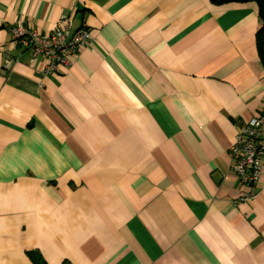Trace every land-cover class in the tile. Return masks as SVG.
Wrapping results in <instances>:
<instances>
[{"label": "crops", "instance_id": "0c3cea01", "mask_svg": "<svg viewBox=\"0 0 264 264\" xmlns=\"http://www.w3.org/2000/svg\"><path fill=\"white\" fill-rule=\"evenodd\" d=\"M61 17L92 40L45 75L10 29ZM261 27L255 1L0 0V264H264V174L241 200L229 156Z\"/></svg>", "mask_w": 264, "mask_h": 264}, {"label": "built area", "instance_id": "2783aa9c", "mask_svg": "<svg viewBox=\"0 0 264 264\" xmlns=\"http://www.w3.org/2000/svg\"><path fill=\"white\" fill-rule=\"evenodd\" d=\"M10 33L14 43L30 51L31 65L43 61L45 75L58 72L61 66L71 65L79 51L92 40V32L87 27L71 33L67 17H61L49 33L30 28L23 22L14 24ZM11 62L7 59L5 68ZM236 129V140L229 150L231 170L245 188L241 200L247 201L254 197L255 188L264 174V103L256 115L240 122Z\"/></svg>", "mask_w": 264, "mask_h": 264}, {"label": "trees", "instance_id": "16d2710c", "mask_svg": "<svg viewBox=\"0 0 264 264\" xmlns=\"http://www.w3.org/2000/svg\"><path fill=\"white\" fill-rule=\"evenodd\" d=\"M212 1H214L215 3L249 2V1L257 2L259 6V17L262 21V27L257 33L256 41H257L259 54L264 63V0H212ZM30 255L33 261H35L37 264H46L43 258L40 256V254L32 252L30 253Z\"/></svg>", "mask_w": 264, "mask_h": 264}]
</instances>
